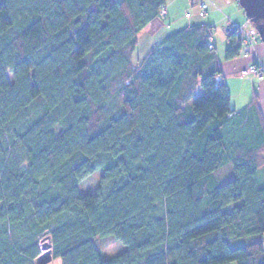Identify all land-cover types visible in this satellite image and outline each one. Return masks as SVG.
Instances as JSON below:
<instances>
[{
	"label": "trees",
	"instance_id": "obj_1",
	"mask_svg": "<svg viewBox=\"0 0 264 264\" xmlns=\"http://www.w3.org/2000/svg\"><path fill=\"white\" fill-rule=\"evenodd\" d=\"M166 2L0 0V264H264V114L205 23L134 61Z\"/></svg>",
	"mask_w": 264,
	"mask_h": 264
},
{
	"label": "crops",
	"instance_id": "obj_2",
	"mask_svg": "<svg viewBox=\"0 0 264 264\" xmlns=\"http://www.w3.org/2000/svg\"><path fill=\"white\" fill-rule=\"evenodd\" d=\"M186 2L187 7H192V11H187L185 13L184 23L180 26V29L173 30V25H176V18L169 17L170 4H168V0L166 2V16L160 15L159 17L153 19L149 22V25L139 31V41L138 47L134 54L138 55L137 62H140L143 58L148 56L147 54L150 50L161 43L168 35L173 32L180 31L184 28H190L195 24H207L213 28L214 33L219 28L223 33L226 34L227 39L222 44H225V55L226 49L234 43V40L227 34L225 29V25L231 19L234 22L242 25L243 28L246 27L250 23V18L246 15L244 8L240 6L239 0H213L214 4L208 7L207 12L201 16V10L199 7L198 1L193 0H184ZM173 2V1H172ZM175 12V11H174ZM190 13V16L187 14ZM175 16V14H174ZM213 33V41L216 39ZM237 35V34H236ZM238 39V40H237ZM236 45L238 54L233 58H229L226 60V64L220 60L219 52L218 59L221 65L223 80L226 84H228L229 93L231 94V84L230 78H232V84L235 88V94H238V105L239 103H243L242 107L237 109L233 107V98L231 94V105L232 108L236 111L243 109L249 106V103L255 98L259 104V108L261 109L262 114H264V78L258 77L256 75H243L242 70L248 69L249 66L253 64H258V62L264 63V45H260L259 40L255 45V48L252 49L241 40L240 37H237ZM214 46H217L214 41ZM239 54L244 55V61L241 62V57ZM134 56V55H133ZM135 57V56H134ZM135 61V60H134ZM136 62V63H137ZM231 67V69H227V67ZM229 70V71H228ZM242 79L241 82H238L239 79ZM201 94V90H198L196 96ZM241 105V104H240ZM264 243V238H263Z\"/></svg>",
	"mask_w": 264,
	"mask_h": 264
},
{
	"label": "rangeland",
	"instance_id": "obj_3",
	"mask_svg": "<svg viewBox=\"0 0 264 264\" xmlns=\"http://www.w3.org/2000/svg\"><path fill=\"white\" fill-rule=\"evenodd\" d=\"M173 1V2H172ZM168 4H170V11L171 13L169 14V17H167V20L170 19V17H173V18H176L177 21L176 22V25H173V30H177V29H180L182 26V24L184 23V18H185V13L187 11H192V7H187L186 6V2L184 0H168ZM175 11V12H174ZM175 14V16H174ZM245 30H247L248 32L250 33H254L256 34L258 31L257 29H255V25L252 21H250V23L248 25H246V27L244 28ZM214 36H215V44L217 46V52H219V56H220V60L226 64V60L229 59L226 57L225 55V44L222 42H225V40L227 39V36L225 33H223L219 28L217 29V31L214 33ZM260 45H264V42L262 41V39H260L259 37V42ZM134 60L135 62H137V58H138V55H136V53L134 54ZM238 56L241 57V62L244 61V55L243 54H239ZM227 67V65H226ZM227 69H231V67H227ZM228 70V71H229ZM10 78H12V75H10ZM232 78H230V84H231V94L233 98V107L239 109L241 108L243 105V103H239L238 105V94H235V88L236 87H233L234 84H232ZM242 79L240 78L238 82H241ZM202 92V90H201ZM241 104V105H240ZM241 106V107H240ZM102 171H96L94 173H92L90 175V177L83 181L80 185L81 187V190L85 193H92L93 191H95L98 187V184L100 182V179L102 177ZM219 175V178L221 181H228L231 179V177H233V171L230 170L228 167H223L220 172L218 173ZM43 237L40 238V244H41V248H42V245H43ZM96 240V239H95ZM47 242H50V240L48 239ZM97 244L102 248V250L105 252V255H107L108 257H112V256H115L117 253L123 251V249L125 248L124 245L120 242H118L117 240H114L112 238H105V239H101L100 242L99 240L96 241ZM48 264H62L61 263V260L59 258H53V260L48 263Z\"/></svg>",
	"mask_w": 264,
	"mask_h": 264
},
{
	"label": "built area",
	"instance_id": "obj_4",
	"mask_svg": "<svg viewBox=\"0 0 264 264\" xmlns=\"http://www.w3.org/2000/svg\"><path fill=\"white\" fill-rule=\"evenodd\" d=\"M193 1H198L199 7L201 10V13H200L201 16H203L207 12L208 7L210 5L214 4L213 0H193ZM166 14H167V11H166V8L164 7L161 9V15L166 16ZM187 16H190V13H188ZM224 30H226L227 34L239 35L241 37V40H243V42L246 44V46L252 49L255 48V45L257 44V41L259 40V37H260L258 32L256 34L250 33L247 30H245L242 25L238 24L237 22H234L231 19L225 25ZM208 42L211 47L214 46L213 36H209ZM242 74L244 76L251 74V75H256L258 77L260 76L264 78V63L258 62V64H253L249 66L248 69L242 70ZM43 250L44 249L42 248V252Z\"/></svg>",
	"mask_w": 264,
	"mask_h": 264
},
{
	"label": "water",
	"instance_id": "obj_5",
	"mask_svg": "<svg viewBox=\"0 0 264 264\" xmlns=\"http://www.w3.org/2000/svg\"><path fill=\"white\" fill-rule=\"evenodd\" d=\"M240 6L244 8L246 15L254 23L260 39L264 42V0H239ZM47 237L43 239L41 255L36 259V264H48L54 258L52 247L47 242Z\"/></svg>",
	"mask_w": 264,
	"mask_h": 264
}]
</instances>
